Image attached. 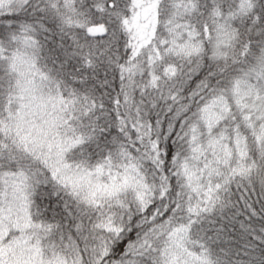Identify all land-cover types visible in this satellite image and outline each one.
Listing matches in <instances>:
<instances>
[{"label": "snow or ice", "instance_id": "snow-or-ice-1", "mask_svg": "<svg viewBox=\"0 0 264 264\" xmlns=\"http://www.w3.org/2000/svg\"><path fill=\"white\" fill-rule=\"evenodd\" d=\"M0 264H264V0H0Z\"/></svg>", "mask_w": 264, "mask_h": 264}]
</instances>
